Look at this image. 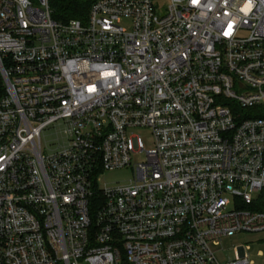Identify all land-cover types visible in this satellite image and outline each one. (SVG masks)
<instances>
[{
    "label": "built area",
    "instance_id": "2783aa9c",
    "mask_svg": "<svg viewBox=\"0 0 264 264\" xmlns=\"http://www.w3.org/2000/svg\"><path fill=\"white\" fill-rule=\"evenodd\" d=\"M0 76V264H254L211 246L264 233V0H0Z\"/></svg>",
    "mask_w": 264,
    "mask_h": 264
},
{
    "label": "rangeland",
    "instance_id": "374dc122",
    "mask_svg": "<svg viewBox=\"0 0 264 264\" xmlns=\"http://www.w3.org/2000/svg\"><path fill=\"white\" fill-rule=\"evenodd\" d=\"M134 133L140 137L144 150L152 147L151 136L149 130L145 128H137ZM57 136L51 132V128L45 129L40 136V144L47 148L48 143L56 144ZM59 139V138H58ZM144 160V154L138 153L131 157V162H140ZM130 178L128 168H120L115 170L104 171L99 179L100 187H112L116 184L126 183ZM247 246V249L245 248ZM215 251L219 260L227 258H242L254 264H264V233L248 234L244 232L235 233L229 237H224L220 241V245L211 246Z\"/></svg>",
    "mask_w": 264,
    "mask_h": 264
},
{
    "label": "trees",
    "instance_id": "16d2710c",
    "mask_svg": "<svg viewBox=\"0 0 264 264\" xmlns=\"http://www.w3.org/2000/svg\"><path fill=\"white\" fill-rule=\"evenodd\" d=\"M93 0H48L51 18L64 22L68 19L84 20ZM3 89V81L0 76V92Z\"/></svg>",
    "mask_w": 264,
    "mask_h": 264
}]
</instances>
